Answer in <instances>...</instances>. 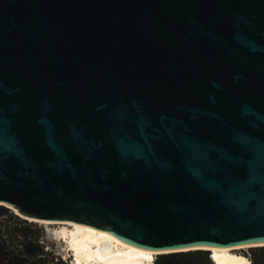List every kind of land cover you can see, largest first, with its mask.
I'll list each match as a JSON object with an SVG mask.
<instances>
[{
	"label": "water",
	"instance_id": "water-1",
	"mask_svg": "<svg viewBox=\"0 0 264 264\" xmlns=\"http://www.w3.org/2000/svg\"><path fill=\"white\" fill-rule=\"evenodd\" d=\"M0 204L264 246V0H0Z\"/></svg>",
	"mask_w": 264,
	"mask_h": 264
},
{
	"label": "trees",
	"instance_id": "trees-1",
	"mask_svg": "<svg viewBox=\"0 0 264 264\" xmlns=\"http://www.w3.org/2000/svg\"><path fill=\"white\" fill-rule=\"evenodd\" d=\"M250 264H264V246L251 247ZM0 264H66L49 246L44 226L0 204ZM155 264H216L210 250L159 254Z\"/></svg>",
	"mask_w": 264,
	"mask_h": 264
},
{
	"label": "bare ground",
	"instance_id": "bare-ground-1",
	"mask_svg": "<svg viewBox=\"0 0 264 264\" xmlns=\"http://www.w3.org/2000/svg\"><path fill=\"white\" fill-rule=\"evenodd\" d=\"M52 223V222H49ZM69 224L70 230L63 227L59 233L68 238L75 252L74 264H152L154 254L163 252L139 246L126 245L97 230L67 221L53 222ZM237 247H209L216 264H250L246 255L235 253Z\"/></svg>",
	"mask_w": 264,
	"mask_h": 264
},
{
	"label": "rangeland",
	"instance_id": "rangeland-1",
	"mask_svg": "<svg viewBox=\"0 0 264 264\" xmlns=\"http://www.w3.org/2000/svg\"><path fill=\"white\" fill-rule=\"evenodd\" d=\"M44 226L45 232L47 233V238L49 240V246L53 247L55 252L61 255L65 260L66 264H74L75 252L69 245L68 238H65L60 231L63 227H67L68 230L72 228L69 224H59V223H43L39 222ZM235 253H240L246 255L251 262V247H243L233 250ZM160 253L154 254L152 259V264H155L156 258ZM94 264V263H91Z\"/></svg>",
	"mask_w": 264,
	"mask_h": 264
}]
</instances>
